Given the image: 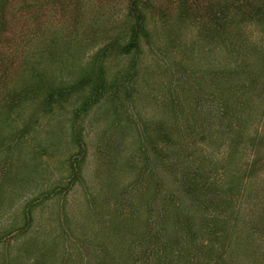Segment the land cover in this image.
<instances>
[{
  "label": "rangeland",
  "instance_id": "obj_1",
  "mask_svg": "<svg viewBox=\"0 0 264 264\" xmlns=\"http://www.w3.org/2000/svg\"><path fill=\"white\" fill-rule=\"evenodd\" d=\"M241 2L152 0V37L121 53L109 43L127 40L131 0H9L0 104L14 108L0 127V264H264V13L245 19ZM92 66L106 77L95 95L83 87L42 103L48 85ZM38 78L45 87L17 96ZM164 142L177 161L168 173ZM197 165L219 191L203 219L194 214L197 228L217 219L220 229H203L194 251L182 248L185 235L158 261L143 201L131 225H111L116 204L124 220L146 181ZM151 214L156 223L157 203ZM161 228L151 226L154 237Z\"/></svg>",
  "mask_w": 264,
  "mask_h": 264
},
{
  "label": "trees",
  "instance_id": "obj_2",
  "mask_svg": "<svg viewBox=\"0 0 264 264\" xmlns=\"http://www.w3.org/2000/svg\"><path fill=\"white\" fill-rule=\"evenodd\" d=\"M152 1V0H151ZM150 0H131V8L129 11V25L127 28V40L126 41H111L109 44L112 48L118 49L121 53H129L131 51H138L142 48L143 39L149 40L152 37L151 29L149 28V23L147 21L148 12L147 7L149 5ZM250 3V7L243 8L247 6V2L239 4L241 12L244 14L245 19H258L264 13V0H245ZM9 0H0V18L1 22H4L3 19L6 17V10L8 6ZM231 6H228L229 9ZM238 11V8L235 7ZM264 17V15L262 16ZM230 22H233V18L228 22L227 27ZM221 23V22H220ZM227 23V22H226ZM222 24V23H221ZM225 25L222 24V27ZM227 29V28H226ZM104 68L97 70L95 67H90L86 71V73L79 79L71 83H62L56 85H48L45 91V95L43 94L42 103H52V102H61L65 97L71 96L76 91L83 87H89L90 95H95V93L103 87L104 82L106 81V77L103 72ZM43 81L39 78L36 79V84L33 85L32 89H26L25 91L17 92V96L21 97V99L30 98V93L37 91L38 89H42L45 87ZM41 91V90H40ZM42 92V91H41ZM14 103V101H11ZM86 100L82 102L83 107H86ZM2 104H0L1 106ZM0 109V127L4 126L8 123L10 119V111L13 110L14 106H10V109L7 110L3 105ZM165 131V130H164ZM168 134L166 131L163 132L165 136ZM168 135H166L167 137ZM164 139V138H162ZM165 140V139H164ZM3 143L6 140H1ZM165 142L157 148L158 156L160 157L163 166L165 169H171L174 167V163L177 164L176 159L173 161L171 158H167L165 156ZM164 147V148H162ZM162 152V153H161ZM9 159L4 160L7 163ZM4 163V164H5ZM194 167V166H193ZM202 165H197L195 167L194 173H188L187 169H176L171 172V177L169 180H158L157 184H152V182H147L145 184V188L142 191L141 201L136 203L129 213V216L125 217L124 220L121 219V216L124 215L122 213L121 208L116 204L114 207L115 216L109 220L111 225L116 228V231L121 230L122 226L125 223V220H129V225H131L134 221H136L140 216L143 215L142 209L145 206L146 212V238L153 245H159L160 256L157 258L158 261H164L170 254H172L171 249L172 246L181 239L183 236H189V241L183 245V249L188 250L191 249L194 251L195 245L198 242L199 234L203 235V232L206 227L211 232L215 229L219 230L220 221L217 219H213L210 223L204 224L200 221V229L197 228V221H195V213L199 214L201 218L206 216L209 212L211 205L212 194L218 189H214L215 186H212L206 180H201L199 172L203 171ZM172 170V169H171ZM166 173V172H165ZM3 171L0 172V179L3 177ZM152 178L151 175H149ZM169 177V176H168ZM242 186H240L241 188ZM219 192V191H218ZM221 193H227V190H223ZM144 202V206L143 202ZM157 203L158 206V221L161 225V229L155 234V237L151 233V226L156 224L154 214H151V206ZM214 205V204H213ZM212 205V206H213ZM113 207V206H112ZM216 210L220 209V204H216L214 207ZM28 212H26L27 214ZM30 212L27 214L29 215ZM128 223V222H127ZM207 225V226H205ZM180 226V228H177ZM205 226V227H204ZM152 237L154 241H152ZM179 242V241H178ZM130 247V249H132ZM182 249V250H183ZM183 250V252L185 251ZM162 253V254H161ZM193 254V252H192ZM115 264V263H114Z\"/></svg>",
  "mask_w": 264,
  "mask_h": 264
}]
</instances>
